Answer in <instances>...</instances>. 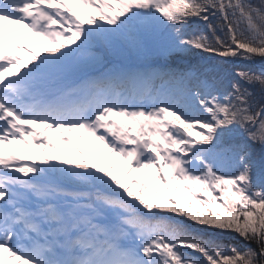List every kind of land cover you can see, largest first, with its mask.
Listing matches in <instances>:
<instances>
[{"label":"snow or ice","instance_id":"1","mask_svg":"<svg viewBox=\"0 0 264 264\" xmlns=\"http://www.w3.org/2000/svg\"><path fill=\"white\" fill-rule=\"evenodd\" d=\"M0 264H264V0H0Z\"/></svg>","mask_w":264,"mask_h":264},{"label":"trees","instance_id":"2","mask_svg":"<svg viewBox=\"0 0 264 264\" xmlns=\"http://www.w3.org/2000/svg\"><path fill=\"white\" fill-rule=\"evenodd\" d=\"M254 2H256V0H254ZM216 60H219V57L214 58ZM200 63H202V61L200 60ZM239 63V62H238ZM224 243L226 245L228 244H233L235 246H237L238 248L244 249L246 247L245 242L243 240H241L239 237H232L231 239L225 240Z\"/></svg>","mask_w":264,"mask_h":264}]
</instances>
